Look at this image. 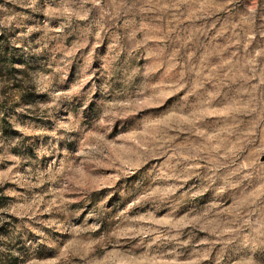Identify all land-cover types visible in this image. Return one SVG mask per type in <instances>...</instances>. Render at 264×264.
I'll return each instance as SVG.
<instances>
[{
    "label": "rangeland",
    "instance_id": "obj_1",
    "mask_svg": "<svg viewBox=\"0 0 264 264\" xmlns=\"http://www.w3.org/2000/svg\"><path fill=\"white\" fill-rule=\"evenodd\" d=\"M4 264H264V0H0Z\"/></svg>",
    "mask_w": 264,
    "mask_h": 264
},
{
    "label": "trees",
    "instance_id": "obj_2",
    "mask_svg": "<svg viewBox=\"0 0 264 264\" xmlns=\"http://www.w3.org/2000/svg\"><path fill=\"white\" fill-rule=\"evenodd\" d=\"M0 264H4L2 259H0Z\"/></svg>",
    "mask_w": 264,
    "mask_h": 264
}]
</instances>
